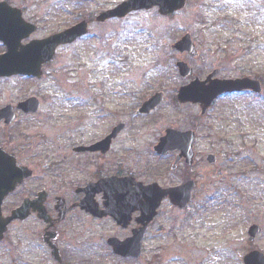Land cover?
I'll return each instance as SVG.
<instances>
[{
  "label": "flooded vegetation",
  "instance_id": "1",
  "mask_svg": "<svg viewBox=\"0 0 264 264\" xmlns=\"http://www.w3.org/2000/svg\"><path fill=\"white\" fill-rule=\"evenodd\" d=\"M126 1L0 0L6 18L11 16L13 21L5 19V29L15 32L16 28L24 26L21 31L28 35L20 42L13 40L12 49L20 54L13 55V58H23L26 46L33 41L62 33L83 22L86 24L84 34L71 43L56 47L52 58L42 64L41 76L14 74L0 77V82L12 80L33 85L28 93L0 95L3 100L0 102V229L4 228V220L12 217L16 210L23 208L29 213L25 218L14 217L7 223L0 245H9L10 234L15 230L24 232L31 225L36 231V236L29 239L26 246L22 245L21 238H15L16 248L9 251L19 259L9 264H95L87 257L72 259V231L81 229L79 234L84 237L86 248L91 245L98 250L96 247H104L105 243L108 246L111 238L125 241L144 227L141 213L133 210L130 197L147 191L149 186L166 189L189 180L196 181L199 169L197 128L182 130L196 132L192 165L186 164L184 159L177 162L179 151L167 154L156 151L161 137L170 128L166 122L161 123L157 138L149 139L151 122L161 117L170 101H177L178 89H171L169 94L171 90L164 79L149 82L130 77L129 73L123 78L106 76L96 80L72 76L69 65L74 54L79 53L76 46L82 42L94 44L90 50L93 61L100 59L105 68L113 66L119 75L118 68H115L120 59L115 54L118 49L114 45L106 48L105 40H102L104 36L100 35L101 28L106 25L146 17L147 14L158 19L194 20L201 13L197 8L195 13L185 14L193 7V0H185L181 9L167 14H162L159 6H152L131 10L124 16H104ZM219 4L230 22L241 23L246 45H251L249 38H264V0H224ZM250 28H255L252 37L247 36ZM30 29L35 30L29 33ZM9 42L10 39H0V55L8 52ZM109 42L113 44L114 40ZM253 42L259 46L263 43L259 40ZM89 48L82 46V53ZM243 49L245 47L241 51ZM119 53L121 55V50ZM180 58L194 59L188 54H180ZM232 61H236L235 58ZM212 72L217 74L216 69ZM241 77L245 76L235 78ZM51 78L55 79L58 91L47 99L41 96L40 87ZM252 78L261 82L262 92L245 91L242 94L262 95L264 80ZM61 87H64L63 93ZM153 96H158L159 102L145 112L144 104ZM47 102H51L52 108L45 111ZM42 133H48L49 140L41 141ZM176 178L179 181L175 183ZM197 187L195 183V189ZM113 196L123 197L116 207L118 211L113 208V212L119 213L121 223L109 211L108 197ZM166 203H170L168 199L162 202L154 220L147 225L145 222L144 246L151 240L153 227ZM256 217H259L258 213ZM253 225L261 227L260 234L252 242L255 243L264 235V227L250 221L247 230ZM107 226L112 228V233ZM75 247L80 250L78 255L86 249L78 244ZM96 257L101 254L94 250L93 259ZM113 257L118 261H138L131 256ZM155 262V257L150 254L146 264Z\"/></svg>",
  "mask_w": 264,
  "mask_h": 264
},
{
  "label": "rangeland",
  "instance_id": "2",
  "mask_svg": "<svg viewBox=\"0 0 264 264\" xmlns=\"http://www.w3.org/2000/svg\"><path fill=\"white\" fill-rule=\"evenodd\" d=\"M221 2L224 0H201L199 6L200 0H193V7L185 14L200 9L201 13L197 12L200 16L194 20L158 19L147 14L146 17L106 25L101 28L100 35L104 36L102 40H105L106 48L114 45L118 49L115 54L120 59L115 68H118L119 75L113 66L105 68L100 59L93 61L90 50L94 44L82 42L76 46L81 57L79 53L74 54L69 65L72 76L96 80L106 76L123 78L129 73L130 77L149 82L164 79L169 90L179 89L196 78L203 81L214 69L217 70L216 77L221 79L251 76L264 80V38H249L251 45H246L241 23L228 20L225 10L219 8ZM259 29L263 30V27ZM249 32L247 36L252 37L255 28H250ZM186 33L191 34L200 55L194 59L184 58L194 69V74L183 79L176 66L181 60L180 54L173 51L171 45ZM111 39L113 44L109 42ZM253 39L263 43L259 46ZM82 46L90 48L82 53ZM243 47L245 50L241 51ZM233 58L236 61H232ZM54 80L51 78L42 83L41 96L49 99L58 91ZM30 86L33 85L1 81L0 95L28 93ZM61 89L63 93L64 87ZM45 106V111L52 108L51 102ZM162 122L177 130L197 128L199 169L194 200L184 210L165 204L141 260L118 261L106 243L104 247H96L98 250L91 245L86 248V241L79 234L81 229L70 234L73 239L72 259L87 257L95 264H146L151 254L155 257V264H243L242 259L250 246L264 252V235L255 243H250L247 235L250 221L264 227V93L260 96L253 93L225 94L205 116L201 115L199 105H180L177 101H170L161 117L151 122L150 140L157 138ZM41 135L45 137L41 141L49 140L48 133ZM210 153L218 155L216 164L208 163ZM257 213L259 217H256ZM107 229L112 233L110 226ZM10 236L9 245H0V264L19 259L9 250L16 248V237L21 238L24 246L30 243L28 240L36 236L35 227L30 225L24 232L15 230ZM76 244L86 248L81 255L77 254L80 250ZM92 249L101 257L93 259Z\"/></svg>",
  "mask_w": 264,
  "mask_h": 264
},
{
  "label": "water",
  "instance_id": "3",
  "mask_svg": "<svg viewBox=\"0 0 264 264\" xmlns=\"http://www.w3.org/2000/svg\"><path fill=\"white\" fill-rule=\"evenodd\" d=\"M184 0H129L122 4L119 8L113 11L111 14L113 15H124L129 10L141 8V7H150L154 5H159L162 13H168L179 9L183 6ZM82 25L76 26L58 36H53L44 41L33 43L30 46L31 50L26 53L39 57L36 61L37 64L34 66L33 64H29L32 61H25V65L18 64L15 65H7V67L3 66V63H7L6 55L0 57V76L13 74L16 72H23L27 67H31L33 71L39 70L42 62L49 59L53 54L55 47L63 42H68L73 40L76 36L80 35L83 32ZM11 37L10 35H8ZM23 34L20 35L22 38ZM19 37V35H18ZM4 38V37H2ZM41 46L42 48H39ZM173 48L175 50H180L181 52L188 51L190 54H196L195 45L192 42L191 36L189 34L185 35L180 41H178ZM42 55H47L45 58ZM179 68L181 74L186 77L188 74H191V69L184 62L179 63ZM204 83V82H203ZM203 83H199L198 81H194L189 86L183 87L180 90L179 100L183 103L185 102H193L200 103L202 105L203 114L206 113L208 107L211 105L212 101L224 92H233V91H242L246 89H252L254 91L259 92L260 83L257 81L250 80L249 78L244 79H236V80H213L207 87L204 86ZM1 116V113H0ZM194 142V134L193 132H178L175 130H168L167 135L162 138L161 145L159 146L162 152H169L170 150L180 149L182 151V156H185L188 163L192 164L193 151L192 144ZM215 156L210 155L209 161L214 162ZM194 188V183L189 182L184 186H181L174 190H165L162 192L153 191L149 195H143L142 197L148 200L147 203L143 205H138L136 209H140L142 211L143 219L150 220L156 214V209L160 205L162 199H164L167 195L170 196L172 202L180 207H185L192 197V189ZM121 198L118 199V201ZM134 199L139 200L140 197H135ZM20 213V215H19ZM24 213L22 210H18V213L15 216H23ZM10 219L6 220L4 224H6ZM144 228L141 230L139 234H136V238H132L127 240L126 242H118L116 239H112L109 241L111 246L114 248L116 253L122 254L124 256L134 255L139 256L141 254L142 247V238L144 236ZM259 231L258 227H253L250 231L252 238ZM246 264H264V257L259 252H251L245 257Z\"/></svg>",
  "mask_w": 264,
  "mask_h": 264
}]
</instances>
